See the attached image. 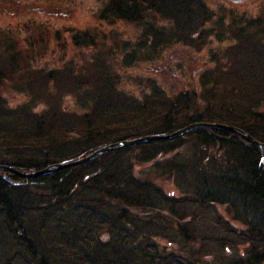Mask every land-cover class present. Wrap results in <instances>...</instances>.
Wrapping results in <instances>:
<instances>
[{
	"label": "trees",
	"instance_id": "1",
	"mask_svg": "<svg viewBox=\"0 0 264 264\" xmlns=\"http://www.w3.org/2000/svg\"><path fill=\"white\" fill-rule=\"evenodd\" d=\"M21 2L0 0L13 16L0 166L40 171L189 124L235 131L194 126L33 177L0 170V264H264V7L97 0L89 26L66 28L90 50L80 62L14 20ZM173 46L206 56L185 88L166 74Z\"/></svg>",
	"mask_w": 264,
	"mask_h": 264
},
{
	"label": "rangeland",
	"instance_id": "2",
	"mask_svg": "<svg viewBox=\"0 0 264 264\" xmlns=\"http://www.w3.org/2000/svg\"><path fill=\"white\" fill-rule=\"evenodd\" d=\"M21 2L17 7L16 14L17 21L19 25H27L26 22L30 21V26L32 29L37 30L39 33H47L48 44L53 47L55 46L57 50H54L56 55L61 58V60H67L72 55H77L76 59L83 61L84 56H88L90 50H78L75 48L71 41L67 38L68 32L66 28L69 29L76 25L78 27H86L92 23L89 19L93 16L91 12L97 7V0H19ZM230 3L236 2L235 5H247L252 6L254 11H259L264 7V0H226ZM16 9V8H15ZM12 16L10 12H0V25L9 20ZM9 18V19H8ZM13 19V18H12ZM31 20H35L37 23L34 26ZM127 27L125 35L132 36V30ZM47 29V31H42ZM56 31H59V38L56 36ZM69 31V30H68ZM18 35H21L19 33ZM63 48V49H61ZM172 67L168 64L166 68V74L168 75V80H170V85L174 86L178 84L176 88H185L181 85H187L188 82L192 81L194 78L195 70L199 65L203 64L206 56L202 53L196 56L194 53L190 52L188 47H174L166 54ZM195 63L197 65L195 66ZM162 65H160L161 67ZM158 67V69L160 68ZM191 77V78H190ZM176 86V85H175ZM259 110L263 111L264 106H259ZM263 108V109H262ZM145 167V165H143ZM141 170H142V166ZM140 167H138L140 169ZM156 182L164 181L168 183L166 179L155 178Z\"/></svg>",
	"mask_w": 264,
	"mask_h": 264
},
{
	"label": "water",
	"instance_id": "3",
	"mask_svg": "<svg viewBox=\"0 0 264 264\" xmlns=\"http://www.w3.org/2000/svg\"><path fill=\"white\" fill-rule=\"evenodd\" d=\"M194 125H208V124L207 123H196V124H193V125L190 124V125L185 126L184 128H181V129L175 131L174 133H172L170 135H165V134L164 135H148V136L133 138L131 140L120 141L116 145V147L119 148V147H123V146L138 144L139 142L150 141V140H153V139H156V138H168V137H172V136H177L180 133L185 132L186 130H188L189 128H191ZM213 125L214 126H218V127H222V128H225V129H228V130H231V131H235L232 126H227V125H223V124H213ZM241 135L243 137L247 136L245 133L241 134ZM113 146H114L113 144L103 146V147L93 151L89 155H86V156L81 157V158H79L77 160H74V161L59 162V163L52 164V165H50V166H48L45 169L40 170V171H35V172H31V173L21 172L20 174H21L22 177H33V176L43 175V174L48 173V172H50L52 170H55V169H59V168H62V167H67V166H72V165H75V164H79V163L88 161L91 158H93L95 155L102 154V153L110 150ZM259 147L261 148V143H259ZM261 150H262V148H261ZM262 152L264 153V150H262ZM4 167H7V166H0V168H4Z\"/></svg>",
	"mask_w": 264,
	"mask_h": 264
},
{
	"label": "bare ground",
	"instance_id": "4",
	"mask_svg": "<svg viewBox=\"0 0 264 264\" xmlns=\"http://www.w3.org/2000/svg\"><path fill=\"white\" fill-rule=\"evenodd\" d=\"M208 125H194V126H211V127H215L213 124H216V123H212V125L211 124H209V123H207ZM190 125V124H189ZM193 125V124H192ZM194 126H192V127H194ZM191 127V128H192ZM184 128V127H183ZM181 129V128H180ZM190 129V128H189ZM188 129V130H189ZM179 130V129H178ZM188 130H186L185 132H187ZM185 132H183V133H180L179 135H182V134H184ZM174 133V132H173ZM172 134V133H171ZM165 135H170V134H165ZM179 135H177V136H179ZM172 137H176V136H172ZM172 137H168V138H172ZM245 139L247 138V136L246 137H244ZM124 141V140H123ZM254 145H256L257 147H259V143L260 142H258V141H256V140H252L251 141ZM119 142H117V143H115V144H113L114 146L111 148V149H114V148H117L116 147V145L118 144ZM110 145V144H109ZM133 145H135V144H133ZM128 146H130V145H128ZM261 146H262V144H261ZM123 147H125V146H123ZM120 148V147H119ZM72 161H74V160H72ZM0 170H7V171H9V172H11L12 174H14V175H17V176H19V177H22L21 176V172L20 171H16V170H14V169H12L11 167H4V168H0Z\"/></svg>",
	"mask_w": 264,
	"mask_h": 264
}]
</instances>
